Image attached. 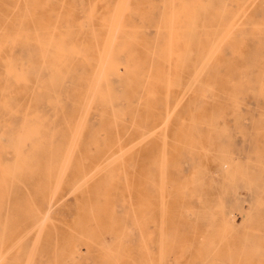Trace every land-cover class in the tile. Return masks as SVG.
Wrapping results in <instances>:
<instances>
[{
  "label": "rangeland",
  "instance_id": "374dc122",
  "mask_svg": "<svg viewBox=\"0 0 264 264\" xmlns=\"http://www.w3.org/2000/svg\"><path fill=\"white\" fill-rule=\"evenodd\" d=\"M0 264H264V0H0Z\"/></svg>",
  "mask_w": 264,
  "mask_h": 264
},
{
  "label": "bare ground",
  "instance_id": "6f19581e",
  "mask_svg": "<svg viewBox=\"0 0 264 264\" xmlns=\"http://www.w3.org/2000/svg\"><path fill=\"white\" fill-rule=\"evenodd\" d=\"M127 2H128V0H127ZM83 5V4H82ZM249 5V4H248ZM124 6H126V3L124 4ZM223 7V6H222ZM250 9V8H249ZM124 10L125 9H123V12H124ZM222 12H223V10H222ZM87 22H88V20H87ZM87 25V24H86ZM192 25H194V24H192ZM245 26V25H244ZM118 27H119V25H118ZM117 27V28H118ZM114 30V29H113ZM116 30V29H115ZM118 30V29H117ZM194 31V30H193ZM172 33V32H171ZM112 37H113V34H112ZM115 38V37H114ZM113 38V39H114ZM155 38V37H154ZM115 40V39H114ZM170 40V39H169ZM158 42V41H157ZM170 44V43H169ZM215 45V44H214ZM213 45V46H214ZM106 48H105V50L103 51V62H104V68L105 69H107V68H112V65L114 64V58H113V55H112V52H113V49H114V46H115V44H114V42H113V40H109V41H107V43H106ZM211 51V50H210ZM209 51V52H210ZM192 52V51H191ZM188 53H190V52H188ZM193 53V52H192ZM191 53V54H192ZM170 54V53H169ZM191 54H189V55H191ZM153 64V63H152ZM103 72V71H102ZM170 74V73H169ZM102 75V74H101ZM101 75H100V77H101ZM93 80V79H92ZM102 80V78H100V79H96L94 82H93V85H92V93H93V97H109V96H111L112 95V88H110V87H106V88H102V86H101V84H100V81ZM122 80V79H121ZM182 102V101H181ZM48 104V103H47ZM51 104V103H50ZM172 110H174V109H172ZM161 111V110H160ZM123 117V116H122ZM194 117V116H193ZM167 120V119H166ZM196 120V119H195ZM167 123V122H166ZM204 123V122H203ZM153 124V123H152ZM157 130V129H156ZM155 132V131H154ZM154 132H152V133H154ZM151 133V134H152ZM148 136V135H147ZM207 139V138H206ZM136 143V142H135ZM201 144V143H200ZM72 150V149H71ZM227 176V175H226ZM233 178V177H232ZM231 180V179H230Z\"/></svg>",
  "mask_w": 264,
  "mask_h": 264
}]
</instances>
